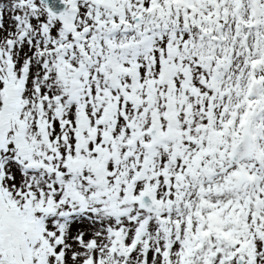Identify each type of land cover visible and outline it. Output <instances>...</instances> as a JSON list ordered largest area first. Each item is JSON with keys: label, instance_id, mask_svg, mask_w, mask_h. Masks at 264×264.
Listing matches in <instances>:
<instances>
[{"label": "snow or ice", "instance_id": "6c2138e0", "mask_svg": "<svg viewBox=\"0 0 264 264\" xmlns=\"http://www.w3.org/2000/svg\"><path fill=\"white\" fill-rule=\"evenodd\" d=\"M0 264H264V0H0Z\"/></svg>", "mask_w": 264, "mask_h": 264}]
</instances>
